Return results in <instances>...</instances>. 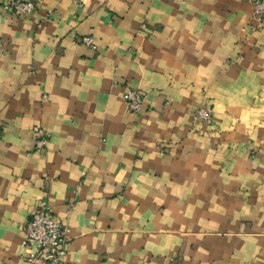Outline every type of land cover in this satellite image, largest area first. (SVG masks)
Here are the masks:
<instances>
[{
	"label": "crops",
	"instance_id": "1",
	"mask_svg": "<svg viewBox=\"0 0 264 264\" xmlns=\"http://www.w3.org/2000/svg\"><path fill=\"white\" fill-rule=\"evenodd\" d=\"M4 1L0 264H43L21 245L41 200L67 227L66 262L264 264V22L251 2L33 0L17 16ZM127 87L144 93L137 112ZM200 105L211 121L192 120Z\"/></svg>",
	"mask_w": 264,
	"mask_h": 264
},
{
	"label": "built area",
	"instance_id": "2",
	"mask_svg": "<svg viewBox=\"0 0 264 264\" xmlns=\"http://www.w3.org/2000/svg\"><path fill=\"white\" fill-rule=\"evenodd\" d=\"M252 4L251 17L258 23L264 22V0H249ZM3 8L13 15H25L30 13L35 4L33 0H5ZM252 28L254 27L253 25ZM79 42L90 48H96L93 39L89 35L81 36ZM122 98L127 111L137 112L143 104L144 93L140 89L127 87L122 93ZM211 109L200 105L193 109L192 120L211 121ZM35 133L39 134L41 128L33 126ZM45 144L44 137L35 139V146L40 148ZM66 225L57 220L52 213L51 207L41 200L32 210L28 220L23 225V238L21 245L27 253L30 261L43 264H73L65 261V233Z\"/></svg>",
	"mask_w": 264,
	"mask_h": 264
}]
</instances>
